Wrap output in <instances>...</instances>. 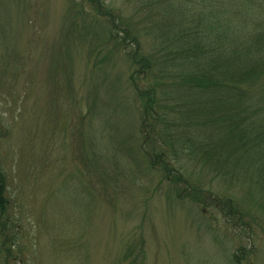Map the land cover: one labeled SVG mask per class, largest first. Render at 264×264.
<instances>
[{"label": "rangeland", "instance_id": "1", "mask_svg": "<svg viewBox=\"0 0 264 264\" xmlns=\"http://www.w3.org/2000/svg\"><path fill=\"white\" fill-rule=\"evenodd\" d=\"M143 7L0 0V264H264L255 186L151 162L166 144L148 91L179 78L153 69Z\"/></svg>", "mask_w": 264, "mask_h": 264}, {"label": "trees", "instance_id": "2", "mask_svg": "<svg viewBox=\"0 0 264 264\" xmlns=\"http://www.w3.org/2000/svg\"><path fill=\"white\" fill-rule=\"evenodd\" d=\"M140 1L144 26L158 29L165 50L161 65L146 63L179 78L148 91L166 144L151 162L182 177L191 162L264 196V86H254L264 80V0ZM6 189L0 165V213Z\"/></svg>", "mask_w": 264, "mask_h": 264}]
</instances>
